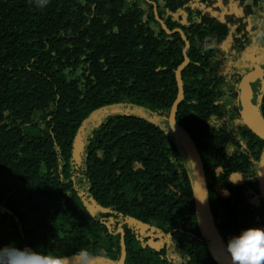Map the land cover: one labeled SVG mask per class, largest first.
I'll list each match as a JSON object with an SVG mask.
<instances>
[{
  "label": "trees",
  "instance_id": "obj_1",
  "mask_svg": "<svg viewBox=\"0 0 264 264\" xmlns=\"http://www.w3.org/2000/svg\"><path fill=\"white\" fill-rule=\"evenodd\" d=\"M261 40L264 0H0V245L64 264L79 251L87 264H232L226 240L264 227V136L222 71ZM179 67L173 121L195 147L216 245L170 121ZM113 105L134 110L109 112L74 160L82 126Z\"/></svg>",
  "mask_w": 264,
  "mask_h": 264
},
{
  "label": "clouds",
  "instance_id": "obj_2",
  "mask_svg": "<svg viewBox=\"0 0 264 264\" xmlns=\"http://www.w3.org/2000/svg\"><path fill=\"white\" fill-rule=\"evenodd\" d=\"M50 0H35L38 7H46ZM225 195L227 192L225 191ZM232 264H264V227H248L225 242ZM79 264H87L88 253L75 254ZM66 257L50 255L30 247L0 245V264H64ZM120 262V261H119Z\"/></svg>",
  "mask_w": 264,
  "mask_h": 264
},
{
  "label": "flooded vegetation",
  "instance_id": "obj_3",
  "mask_svg": "<svg viewBox=\"0 0 264 264\" xmlns=\"http://www.w3.org/2000/svg\"><path fill=\"white\" fill-rule=\"evenodd\" d=\"M236 56V59L232 61L233 63L231 64L230 70H223L222 73L227 75L228 78L234 76L235 80L240 78L239 83L235 86H231V88L236 91V101L241 107L243 121L259 135L264 136V126L257 122L258 114L255 108V106H258L259 98L263 92L264 60L258 58H264V41L261 40L257 44H253V46L249 47L247 52L243 51L239 56ZM249 62L257 63L258 67L263 69L260 68L261 70L255 71L249 76L248 72H244L242 68ZM238 74L241 75V77L235 76Z\"/></svg>",
  "mask_w": 264,
  "mask_h": 264
},
{
  "label": "rangeland",
  "instance_id": "obj_4",
  "mask_svg": "<svg viewBox=\"0 0 264 264\" xmlns=\"http://www.w3.org/2000/svg\"><path fill=\"white\" fill-rule=\"evenodd\" d=\"M225 10L228 11V9H224L223 12H226ZM258 59L264 60V58H260V57ZM242 68L244 69V72H248L249 76H251V74H253L255 71L257 72V71L263 69L261 67H258V64L254 63V62H249L248 64H246ZM120 106L121 105H113V106H110V107H105L104 109H101L100 111L96 112L95 114H93L92 116L89 117V119L86 122L87 124L82 126V128L80 129V131L78 133V136L74 140V145H73V159L74 160H76V161L79 160V158H80V156L82 154L85 142L87 141V138L91 134V130L93 128H95L99 123L104 121L110 114H112L111 112L121 113L123 111L132 112L134 110L131 107H130V110L128 108H125V107L122 109V108H120ZM139 110L140 109H138V111ZM109 112H110V114H108ZM140 113H141V115H143L146 118H148V116H147L148 112L146 110L141 109ZM157 118H158V116H156V115L155 116L151 115V117H150L151 120H155ZM161 122L166 123L167 121L165 119H162ZM176 139H177V137H176ZM262 169H264V162L262 163ZM130 225H131V223H130ZM140 230L141 231H140L139 234L141 236H144V238L149 236V241L153 239V234L151 233V230L144 229V227H141ZM146 230H147V232H145ZM160 240H161V238H160ZM167 244L170 245V241H168ZM169 249L171 250L170 247H169ZM171 255H172L173 261L177 260L178 255L175 252L172 251Z\"/></svg>",
  "mask_w": 264,
  "mask_h": 264
},
{
  "label": "water",
  "instance_id": "obj_5",
  "mask_svg": "<svg viewBox=\"0 0 264 264\" xmlns=\"http://www.w3.org/2000/svg\"><path fill=\"white\" fill-rule=\"evenodd\" d=\"M187 48H188V45L186 44L184 49H183V55H184L183 64H186L187 61H188V58H187V55H186ZM177 79H178L177 81H178L179 91H178L177 99L173 103V106H172L170 121L177 128V130L180 131L182 136L186 139V141H187V143H188V145L190 147V150L192 152V156H193V159H194V162H195V165H196V171H197V193H198V196H199L200 215H201V218H202V221H203L204 228H205L207 236L210 237L212 244L216 245L217 242H218L217 235H216V232H215V230L213 228L212 221H211V218H210L209 208H208V201H207V197H206V190H205L204 182H203L202 175H201V172H200V165H199V161H198V156H197L196 151H195V147L191 143L190 138L173 121V115L175 113L177 102H178V99H179V97L181 95V91H182L181 90V88H182L181 79H180V67L177 69ZM122 260H123V254L121 256L119 264L122 263Z\"/></svg>",
  "mask_w": 264,
  "mask_h": 264
}]
</instances>
